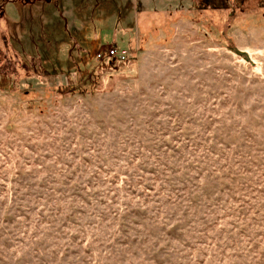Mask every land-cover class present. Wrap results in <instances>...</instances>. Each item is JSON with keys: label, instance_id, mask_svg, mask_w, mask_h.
<instances>
[{"label": "rangeland", "instance_id": "obj_1", "mask_svg": "<svg viewBox=\"0 0 264 264\" xmlns=\"http://www.w3.org/2000/svg\"><path fill=\"white\" fill-rule=\"evenodd\" d=\"M0 264H264V0H0Z\"/></svg>", "mask_w": 264, "mask_h": 264}, {"label": "built area", "instance_id": "obj_2", "mask_svg": "<svg viewBox=\"0 0 264 264\" xmlns=\"http://www.w3.org/2000/svg\"><path fill=\"white\" fill-rule=\"evenodd\" d=\"M131 54L132 52L130 50L120 49L115 47L114 45H109L105 49L104 53L99 52L97 56L98 58L108 57L118 61H125L131 56Z\"/></svg>", "mask_w": 264, "mask_h": 264}, {"label": "trees", "instance_id": "obj_3", "mask_svg": "<svg viewBox=\"0 0 264 264\" xmlns=\"http://www.w3.org/2000/svg\"><path fill=\"white\" fill-rule=\"evenodd\" d=\"M114 46L117 47V48L123 49L122 46H119V45H117V44H114ZM98 48H99V47H98ZM77 50L80 51L81 49H80V50L77 49ZM131 50H132V49H131ZM231 50L237 52L236 48L231 47ZM237 53H238V52H237ZM129 59H130V57L127 58L126 61H128ZM5 77H7L8 79H10V83H9L10 85H9V87H7V90L13 92V91L15 90V88H16V85H17L15 79H14L12 76H10V75H6ZM18 85H19V84H18Z\"/></svg>", "mask_w": 264, "mask_h": 264}]
</instances>
